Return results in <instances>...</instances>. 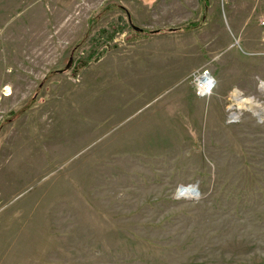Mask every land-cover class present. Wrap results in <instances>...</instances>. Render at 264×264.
<instances>
[{
  "label": "rangeland",
  "instance_id": "rangeland-1",
  "mask_svg": "<svg viewBox=\"0 0 264 264\" xmlns=\"http://www.w3.org/2000/svg\"><path fill=\"white\" fill-rule=\"evenodd\" d=\"M263 20L264 0H0V264H264Z\"/></svg>",
  "mask_w": 264,
  "mask_h": 264
},
{
  "label": "built area",
  "instance_id": "built-area-1",
  "mask_svg": "<svg viewBox=\"0 0 264 264\" xmlns=\"http://www.w3.org/2000/svg\"><path fill=\"white\" fill-rule=\"evenodd\" d=\"M264 24V20L262 21ZM192 81L199 96L209 95L216 86V79L209 69H197L192 73Z\"/></svg>",
  "mask_w": 264,
  "mask_h": 264
},
{
  "label": "bare ground",
  "instance_id": "bare-ground-1",
  "mask_svg": "<svg viewBox=\"0 0 264 264\" xmlns=\"http://www.w3.org/2000/svg\"><path fill=\"white\" fill-rule=\"evenodd\" d=\"M237 100H238V106H237V110H238V112H239V110L240 109H242V108H244L245 106H246V102H245V100L244 99H242V97L238 94L237 95ZM234 108V107H233ZM237 112H233L232 113V115L234 116V117H236L235 116V114H236ZM182 188H184V189H181V191H183L186 195H190L191 196V194L193 195V194H195V192L193 191V187L192 186H182ZM194 196V195H193Z\"/></svg>",
  "mask_w": 264,
  "mask_h": 264
},
{
  "label": "water",
  "instance_id": "water-1",
  "mask_svg": "<svg viewBox=\"0 0 264 264\" xmlns=\"http://www.w3.org/2000/svg\"><path fill=\"white\" fill-rule=\"evenodd\" d=\"M129 18H130V20H131V15H130V13H129ZM132 27L135 28V29H137V30H141V29H142L141 27L136 26V25H134L133 23H132ZM72 61H73V59H72V57H71L70 60H69V62H68V64H67V68H70V67H71ZM189 186H192V187H193V191L195 192V194H196V196H197V195L199 194V190H198V188H197L195 185H189ZM181 189H184V188H182V186L179 187V190H178L177 196H186V195H184L185 193H184L183 191H180Z\"/></svg>",
  "mask_w": 264,
  "mask_h": 264
},
{
  "label": "trees",
  "instance_id": "trees-1",
  "mask_svg": "<svg viewBox=\"0 0 264 264\" xmlns=\"http://www.w3.org/2000/svg\"><path fill=\"white\" fill-rule=\"evenodd\" d=\"M127 11V10H126ZM127 14H128V18H129V12L127 11ZM129 22H130V24H131V26H132V19L130 20V18H129ZM195 28H197V26H192V27H189V26H187V27H179V28H171L170 30L171 31H175V30H183V31H186V30H192V29H195ZM154 32L155 33H160V32H162L161 31V29H158V30H154Z\"/></svg>",
  "mask_w": 264,
  "mask_h": 264
},
{
  "label": "crops",
  "instance_id": "crops-1",
  "mask_svg": "<svg viewBox=\"0 0 264 264\" xmlns=\"http://www.w3.org/2000/svg\"><path fill=\"white\" fill-rule=\"evenodd\" d=\"M209 8H210V7H209ZM208 10H209L208 12L210 13V9H208ZM204 27H205V26H203V29H204ZM184 74H185V73H184Z\"/></svg>",
  "mask_w": 264,
  "mask_h": 264
}]
</instances>
